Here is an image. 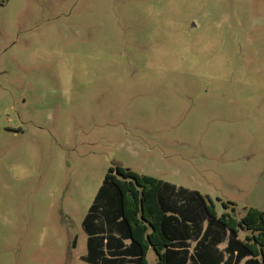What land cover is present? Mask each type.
<instances>
[{
  "label": "rangeland",
  "instance_id": "1",
  "mask_svg": "<svg viewBox=\"0 0 264 264\" xmlns=\"http://www.w3.org/2000/svg\"><path fill=\"white\" fill-rule=\"evenodd\" d=\"M114 163L264 210V0H0V264H91Z\"/></svg>",
  "mask_w": 264,
  "mask_h": 264
},
{
  "label": "trees",
  "instance_id": "2",
  "mask_svg": "<svg viewBox=\"0 0 264 264\" xmlns=\"http://www.w3.org/2000/svg\"><path fill=\"white\" fill-rule=\"evenodd\" d=\"M168 188L175 186L120 163L111 165L82 222L88 234L83 259L91 264H149L151 247L155 264H237L245 256H250L246 264H264V210L248 207L237 218L227 201L222 202L225 211L217 214L208 195L184 187L170 195ZM241 229L250 232L243 239L238 237ZM225 233V250L236 251L234 263L232 257L223 261L219 251V258L213 257ZM190 240H195L192 251Z\"/></svg>",
  "mask_w": 264,
  "mask_h": 264
},
{
  "label": "crops",
  "instance_id": "3",
  "mask_svg": "<svg viewBox=\"0 0 264 264\" xmlns=\"http://www.w3.org/2000/svg\"><path fill=\"white\" fill-rule=\"evenodd\" d=\"M166 182H169L170 184H173V185L175 186L174 189L168 188L169 190L167 191V193L170 194V195H172V193H175L178 187H184V188H187V189L193 190V189H191V188L185 187V186H183V185H178V184L173 183V182H171V181H166ZM172 190H173L174 192H172ZM205 227H206V221L203 222V229H204ZM240 232H245V233H246V234L244 235V237L250 233V232L247 231V230L241 229V230L239 231V234H238V237L241 238V239H243L244 237H241V236H240ZM227 241H228V234L225 233V234H224V238H223L220 242H217V243H216V245H215V248H216V249H215V251H212V252H213V257H214L215 259H218L219 256H220V253H218L217 251H219V252H221V253L223 254V261H224L227 257H228V258H229V257H232V261H231V262L234 263L235 260H236V251H234L232 254H230V253H228V252L225 250L226 245H227ZM190 244H191V245L189 246V249H190V251H192V247H193V245L195 244V240H190ZM149 249H152V248L150 247ZM149 249H148V251H149ZM148 251H147V253H148ZM146 257H147V255H146ZM156 258H157V256H156ZM156 258H155V261L153 262V264H155V262H156ZM248 259H250V256H245V257L241 258V259L238 261L237 264H246V261H247ZM220 264H222V261H221Z\"/></svg>",
  "mask_w": 264,
  "mask_h": 264
}]
</instances>
